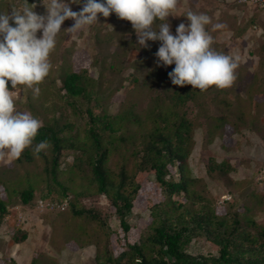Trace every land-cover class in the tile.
Returning <instances> with one entry per match:
<instances>
[{
	"label": "rangeland",
	"instance_id": "1",
	"mask_svg": "<svg viewBox=\"0 0 264 264\" xmlns=\"http://www.w3.org/2000/svg\"><path fill=\"white\" fill-rule=\"evenodd\" d=\"M27 2L35 5L33 10L37 14H45L43 3L46 0ZM23 3L24 0H0V12L19 9ZM80 7L71 5L73 11H79ZM188 10L207 14L212 21L207 29L213 36V47L239 58L236 79L231 87L217 89L213 86L200 91L185 85L195 91L194 98L186 104L193 122L194 144L188 159L191 175L204 180L206 190L220 211L231 208L246 212L264 224V10L234 0H179L174 13L178 17L167 18L173 34L181 22L187 24L181 15ZM73 23L68 19L61 25L56 47L49 57L52 69L38 85L40 94L34 96L32 89L22 85L13 89L16 110L30 112L42 123L52 117L60 123L73 122L76 130L85 124L86 106L99 114L130 111L144 120L146 129H149L152 125L149 113L166 108L169 93L176 86L171 84L167 75L174 65L156 66L154 53L159 42L147 41L149 46L140 48L135 44L131 23L119 19L114 13L107 18L98 14L97 23L70 33L66 28ZM216 23H223L226 28L213 31L212 25ZM83 70H86L85 74L98 97H93L89 104L77 99V109L67 104L59 87L67 72ZM131 127L133 130L137 128ZM35 156L37 159L32 158L33 163L25 164L6 154L0 157V180L9 185L13 175H26V168L43 170L44 162ZM209 158L217 162L226 160L230 168L226 172L215 171L208 175ZM116 159L113 156L111 161L114 168H117ZM72 160L73 155L69 152L61 158L60 177L68 175L66 169ZM90 176L85 167L66 184L75 192L84 189L81 205L96 209L105 217L111 235L110 246L118 252L121 248L115 237L119 231V220L112 214L107 198L99 195L93 182L88 181ZM153 179L151 173H145L144 192L147 197L153 196ZM2 186L0 184V191H3ZM42 186L39 184L38 187L42 189ZM224 195L230 198L225 199ZM8 197L5 192L0 195L1 199L8 200ZM39 199L38 196L25 205L17 196L10 197L9 210L0 218V264H12L10 258L18 264H29L39 253L47 254L48 261L54 260L59 264H96V249L89 242L95 239L102 241L98 223L86 216L73 217L68 207L40 208ZM144 206L139 200L127 216L133 226L128 237L131 241L136 240L150 221L149 211ZM14 229L27 231L24 242L16 244L12 241L10 233ZM76 236L81 238L80 242L75 240ZM187 251L193 255L216 254L215 247L203 237L192 238Z\"/></svg>",
	"mask_w": 264,
	"mask_h": 264
},
{
	"label": "trees",
	"instance_id": "2",
	"mask_svg": "<svg viewBox=\"0 0 264 264\" xmlns=\"http://www.w3.org/2000/svg\"><path fill=\"white\" fill-rule=\"evenodd\" d=\"M85 72L70 71L61 80L59 90L73 108L79 109L75 107L77 99L89 104L98 97ZM194 95L189 87L174 86L167 107L149 113V129L144 120L130 111L99 114L90 106L84 109L86 121L79 130L74 129L73 122L47 119L32 145L17 158L23 164L33 163L31 160H36L37 155L44 162L43 170L26 168V175H13L9 185L0 180V195H9L8 200L0 198V218L8 212L12 195L25 205L38 196L45 202H66L61 208L68 207L73 217L86 216L100 226L102 241L89 242L96 249V264H264V224L246 212L231 208L220 211L204 180L191 175L188 159L194 144L193 122L186 104ZM41 141H47L48 147L34 154L33 147ZM68 152L73 160L66 169L68 175L60 177V161ZM113 156L117 157V168L111 166ZM85 167L91 175L88 181L93 182L99 195L107 198L112 214L119 220L115 237L121 248L118 252L110 246L105 217L96 209L81 205L84 189L75 192L66 184ZM229 168L226 160L209 158L207 162L208 175ZM145 173L154 176L153 196L147 197L144 192ZM39 184H43L42 189ZM139 200L149 211L150 221L131 241L128 237L133 226L127 216ZM10 237L20 244L26 240L27 231L14 229ZM195 237L209 241L216 254L189 253L187 246ZM75 240L80 242L81 238L76 236ZM47 256L36 254L29 264H59L48 261ZM9 261L18 264L13 258Z\"/></svg>",
	"mask_w": 264,
	"mask_h": 264
},
{
	"label": "clouds",
	"instance_id": "3",
	"mask_svg": "<svg viewBox=\"0 0 264 264\" xmlns=\"http://www.w3.org/2000/svg\"><path fill=\"white\" fill-rule=\"evenodd\" d=\"M179 0H46L45 14H37L24 0L19 9L0 12V157L5 154L17 159L25 148L32 145L42 121L30 112L15 108L12 90L18 85L40 94L39 84L52 69L50 54L56 47L61 25L71 19L74 23L66 28L76 33L85 26L114 13L119 19L131 23L136 43L147 48V41H158L154 53L156 66L174 65L167 73L172 85L205 91L210 87L225 89L236 79L238 57L217 51L207 26L211 18L200 12L188 10L173 34L167 18L176 16ZM81 5L73 11L71 5ZM180 17V16H179ZM11 21V23H10ZM159 22V23H158ZM223 23L212 25V30L225 29ZM40 33L38 36L37 33ZM9 83L12 90L9 89ZM48 147L41 141L33 147L39 154Z\"/></svg>",
	"mask_w": 264,
	"mask_h": 264
},
{
	"label": "built area",
	"instance_id": "4",
	"mask_svg": "<svg viewBox=\"0 0 264 264\" xmlns=\"http://www.w3.org/2000/svg\"><path fill=\"white\" fill-rule=\"evenodd\" d=\"M234 1L239 3V4H242V5L253 6V7L260 8V9L264 10V0H234ZM223 198L227 199V198H230V196L224 195ZM37 202H38V206L40 208L53 209L57 206H60V207L66 206V202H62V203H58V202H54V201L45 202L42 199H39Z\"/></svg>",
	"mask_w": 264,
	"mask_h": 264
}]
</instances>
